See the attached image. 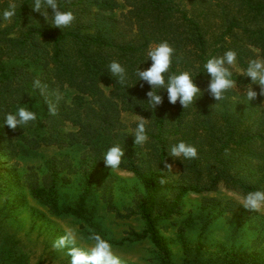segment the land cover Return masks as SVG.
I'll list each match as a JSON object with an SVG mask.
<instances>
[{"label":"trees","instance_id":"16d2710c","mask_svg":"<svg viewBox=\"0 0 264 264\" xmlns=\"http://www.w3.org/2000/svg\"><path fill=\"white\" fill-rule=\"evenodd\" d=\"M124 2L129 10L118 18L119 0H58L61 10H71L76 17L62 31L32 10V0H0V13L9 4L16 6L11 21H0V167H15L17 157L42 148L70 150L64 158L47 163L41 180L29 179L31 196L51 215L73 217L90 234L106 239L99 211L90 205L101 194L107 211L117 219L139 217L143 223V231L127 233L126 241L147 240L163 264H173L161 231L168 230L165 223L182 216L187 196L209 198L221 187L242 196L264 191V95L252 87L257 92L254 100L242 96L251 84L250 78L242 76L248 61L264 59V0H218L207 15L200 14L207 19L217 14L221 20L219 33L213 35L205 30L208 24L192 17L176 0ZM163 41L175 50L170 70L191 71L203 93L185 110L179 102L169 104L164 90L160 106L147 104L151 88L135 75L138 68L146 70L151 65L146 55L149 46ZM230 49L238 54L236 68L241 73L234 68L233 79L239 90L233 88L218 102L207 91L210 76L202 66ZM112 61L125 67L126 86L109 73ZM70 92H74L72 99ZM19 107L34 111L36 120L15 130L4 127V116ZM123 113L146 119L148 140L143 145L134 144ZM68 127L75 130L66 133ZM180 141L196 147L195 159L169 157L170 146ZM114 144L125 150L116 170L132 174L144 189L125 212L114 202V179L102 183L98 178L105 167L104 153ZM75 151L81 152V160L73 159ZM173 168L180 174L178 183L170 186ZM2 177L10 176L0 174V181ZM72 182L81 190L77 200L67 204ZM204 202L203 210L210 215L239 207L233 201L224 207L217 199ZM214 219H208L205 227ZM186 224L178 233L181 241L188 231ZM221 264L252 262L234 256Z\"/></svg>","mask_w":264,"mask_h":264},{"label":"rangeland","instance_id":"374dc122","mask_svg":"<svg viewBox=\"0 0 264 264\" xmlns=\"http://www.w3.org/2000/svg\"><path fill=\"white\" fill-rule=\"evenodd\" d=\"M176 1L181 2L184 9L203 25L208 24L204 27L210 35L219 33L221 20L217 14L209 15L208 19L204 17L218 0ZM119 3L121 9L115 13L118 18L129 10L124 0H119ZM193 3L197 5L194 7ZM202 11H205L204 15H200ZM235 71L241 73L236 67ZM252 87L260 89L258 85L253 84ZM73 96L74 92H70L69 99ZM139 119V116L131 113L122 114V121L130 133H133L132 126ZM74 130L68 127L65 132ZM69 151H60L55 147L42 148L17 157L15 167H0V174L7 173L10 176L2 177L0 181V264H69L70 257L66 250L57 251L52 248L53 242L66 232L76 233L78 247L86 249L91 246L92 241L88 239L91 235L89 228L73 217L51 215L46 207L31 196L27 187L29 179L35 181L36 178L41 180L44 177L47 172L46 165L51 159H62ZM81 158V152L75 151L73 159L79 161ZM172 171L173 179L169 184L175 186L180 172L178 168H173ZM110 177L115 181L114 202L125 212L144 189L128 172L112 171L106 167L101 169L98 178L102 183ZM69 187L71 189L67 191V204L74 203L81 190L77 182H72ZM243 197L221 187L216 194L205 199L223 201L222 207L226 202L233 201L239 207H234L237 209L223 215H210L208 209L203 210L204 197L193 194L187 196L182 203V216L165 223L168 230L161 231L173 264H221L234 256L249 260L252 264H264V209L259 212L245 210L241 205ZM90 205L99 211L98 221L106 240L117 243L111 245L114 253L121 258L122 264H163L160 253L149 241H126L127 233L143 231L144 225L139 217L117 219L116 215L107 211V203L101 194ZM213 216L214 221L206 228L208 219L210 221ZM186 222L188 231L181 241L178 233Z\"/></svg>","mask_w":264,"mask_h":264},{"label":"clouds","instance_id":"9594fccd","mask_svg":"<svg viewBox=\"0 0 264 264\" xmlns=\"http://www.w3.org/2000/svg\"><path fill=\"white\" fill-rule=\"evenodd\" d=\"M36 13L41 14L45 21L53 28L63 29L70 27L76 17L71 10H61L58 0H32L30 6ZM16 15L15 4H9L8 8L0 13V21H11ZM175 50L167 41L156 45H150L147 50L148 61H151L150 67L146 70L138 68L135 72L139 81L146 82L151 90L146 93L148 103L153 108H157L163 103V97L160 95L164 90L167 93L168 103L180 106L185 110L194 105L196 100L203 94L196 85L195 77L191 71L172 72L170 69L173 64ZM238 54L235 50H227L221 56H212L203 63V72L210 76L208 84V93L211 97L220 102L225 98V94L237 89V80L233 79V69L237 65ZM108 71L112 77H115L121 85L127 84V71L118 61H112L108 65ZM244 77L250 78L251 84L246 86L242 96L248 101L257 97V92L253 90L252 85H258L264 95V59H251L244 70ZM38 84V82H37ZM241 94V93H240ZM49 113L54 115V110L50 107ZM36 113L27 107H19L13 113H7L4 116V127L12 130L28 125L36 120ZM146 119L140 118L133 131L134 144L143 145L148 140L145 126ZM195 146L184 141L177 142L170 146L169 157L177 160H192L197 157ZM125 157V150L119 145L114 144L104 153L102 161L106 168L112 171L120 167ZM168 169L172 165L165 164ZM241 205L245 210L259 212L264 209V191H249L242 199ZM88 239L92 244L88 248L77 246V235L74 232H66L63 236L57 238L52 248L57 251L66 250L70 257L69 264H122L121 258L113 251L112 245L98 233H92Z\"/></svg>","mask_w":264,"mask_h":264}]
</instances>
